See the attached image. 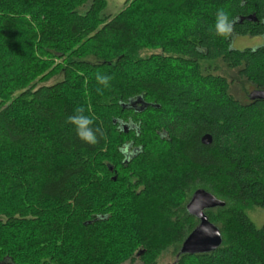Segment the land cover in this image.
<instances>
[{
  "label": "trees",
  "instance_id": "obj_1",
  "mask_svg": "<svg viewBox=\"0 0 264 264\" xmlns=\"http://www.w3.org/2000/svg\"><path fill=\"white\" fill-rule=\"evenodd\" d=\"M104 8L0 0V264H157L168 249L171 264H264V228L247 216L264 211V100H237L213 66L264 91V45L231 48L264 37V0ZM77 108L100 129L95 145L67 122ZM194 189L224 203L205 211L222 243L190 256L179 252L198 224Z\"/></svg>",
  "mask_w": 264,
  "mask_h": 264
},
{
  "label": "water",
  "instance_id": "obj_2",
  "mask_svg": "<svg viewBox=\"0 0 264 264\" xmlns=\"http://www.w3.org/2000/svg\"><path fill=\"white\" fill-rule=\"evenodd\" d=\"M249 99L251 101L264 100V91L255 90L251 92ZM138 104H142L139 99L129 102L128 107L134 108ZM127 129V126H123L124 132H127ZM201 143L203 145H209L211 143V137L209 135L203 136ZM218 207H224V203L210 193L198 189L192 194L186 205V211L189 216L197 220L198 224L183 241L179 252L180 254L190 256L208 254L216 251L221 246V233L215 225L209 222L205 214V211Z\"/></svg>",
  "mask_w": 264,
  "mask_h": 264
},
{
  "label": "rangeland",
  "instance_id": "obj_3",
  "mask_svg": "<svg viewBox=\"0 0 264 264\" xmlns=\"http://www.w3.org/2000/svg\"><path fill=\"white\" fill-rule=\"evenodd\" d=\"M104 1H105V8L102 12L103 15L114 16L120 11H122L124 7H127L130 4V2L133 0H104ZM261 45H264V37H256V38L234 37L231 42V48L236 50H242L245 48H256ZM151 54L152 53L150 51L143 50L142 53H140V56L147 58ZM213 66L216 68L215 74L226 77L229 81L233 80L230 89L232 95L241 102L248 101L247 96L250 94L253 88L248 83H246L244 79L238 78L236 70H228L220 62L213 63ZM55 79L57 78L51 79L48 83L49 84L53 83L54 81H56ZM101 174L104 176V173ZM196 189H194V191ZM247 216L251 220V222L255 225V227L264 228L263 210L256 207H252L248 211ZM1 219H3L2 216ZM175 254L176 251L168 249L159 257V259L157 260V264H171L175 260ZM125 264H141V263L138 260H135L131 263L126 262Z\"/></svg>",
  "mask_w": 264,
  "mask_h": 264
},
{
  "label": "clouds",
  "instance_id": "obj_4",
  "mask_svg": "<svg viewBox=\"0 0 264 264\" xmlns=\"http://www.w3.org/2000/svg\"><path fill=\"white\" fill-rule=\"evenodd\" d=\"M213 30L215 35L220 37L226 38L229 35L232 30V20L226 11L222 9L216 11ZM95 79L99 85L108 87L111 77L97 73ZM67 122L73 127L79 140L89 145L97 143V134L100 129L93 126V119L85 115L83 109L77 108L75 113L67 118Z\"/></svg>",
  "mask_w": 264,
  "mask_h": 264
},
{
  "label": "flooded vegetation",
  "instance_id": "obj_5",
  "mask_svg": "<svg viewBox=\"0 0 264 264\" xmlns=\"http://www.w3.org/2000/svg\"><path fill=\"white\" fill-rule=\"evenodd\" d=\"M253 91H255V90H252L251 92H253ZM251 92H250V93H251ZM128 153H130V152H128ZM128 153H127V154H128Z\"/></svg>",
  "mask_w": 264,
  "mask_h": 264
}]
</instances>
